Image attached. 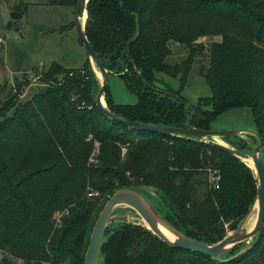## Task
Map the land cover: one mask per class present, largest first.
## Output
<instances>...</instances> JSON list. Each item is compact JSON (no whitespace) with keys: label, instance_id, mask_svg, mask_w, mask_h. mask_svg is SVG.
I'll return each instance as SVG.
<instances>
[{"label":"trees","instance_id":"1","mask_svg":"<svg viewBox=\"0 0 264 264\" xmlns=\"http://www.w3.org/2000/svg\"><path fill=\"white\" fill-rule=\"evenodd\" d=\"M76 2L49 0V5ZM86 10L87 40L103 67L137 99L133 105L116 104L107 88L112 114L176 128L185 127L189 115L194 128L210 130L227 111L247 108L264 156V0H88ZM207 38L219 39L211 43L202 73L211 96L188 112L152 89L186 101L180 92L198 54L194 48ZM170 43L188 52L184 61L165 62ZM62 68L51 64L39 78L44 89L25 104L16 106L19 85L0 104V248L27 264H83L99 213L123 188H155L159 213L201 243L217 244L236 228L255 198L251 169L209 146L108 119L94 103L99 83L89 60L79 69ZM60 72L64 79L53 85ZM156 74L178 78L179 89L160 87ZM228 144L240 151L246 146ZM96 145V162L89 164ZM121 147L127 149L123 159ZM206 167L219 171L218 189L208 186ZM88 186L100 196L87 201ZM64 210L55 228L53 215ZM110 233L101 249L103 264H264V223L248 252L222 263L171 248L142 224L110 226L105 235ZM236 248L224 260L236 255Z\"/></svg>","mask_w":264,"mask_h":264},{"label":"rangeland","instance_id":"2","mask_svg":"<svg viewBox=\"0 0 264 264\" xmlns=\"http://www.w3.org/2000/svg\"><path fill=\"white\" fill-rule=\"evenodd\" d=\"M73 10L74 7L71 9L66 6H51L49 0H0V41L3 44V50L0 53V104L15 94L17 85L22 89L17 95L16 106L25 104L35 94L40 93L44 86L39 78L49 70L53 63L71 70L82 68L87 62V54L77 38L73 23ZM12 12L22 15V19L12 21L10 19ZM64 27L71 28L62 30ZM218 40V38L199 40L194 48L198 54L193 57L187 84L180 92V96L189 105H196L199 100L211 96L209 88L202 78V73L208 67L209 47L213 41ZM169 47L171 54L165 59L168 65L178 64L187 58L188 52L181 45L170 43ZM90 66L96 80L100 83V75L92 64ZM64 77L65 73L62 72L55 75L56 83L52 82L53 85L61 83ZM156 78L157 84L162 88L167 86L174 91L179 89L178 78H171L163 74H156ZM109 81L108 92L114 103L127 105L136 103V96L126 88L119 77L110 74ZM210 128L212 131L255 129L252 116L247 108L227 111L217 117L210 124ZM219 141L226 144L233 142L238 147L246 145L243 147V151L249 150L254 144L246 136H243V139L220 138ZM199 189L201 191L203 187ZM91 190L92 188L88 186L86 194ZM86 194L85 197L88 201L89 198ZM116 211L128 213L131 223H142L136 213L128 208L121 207ZM61 212L67 213L66 210ZM251 223L253 224V219ZM117 226L118 224L114 223L111 228ZM246 245L247 243H243L236 250L239 251ZM1 249L8 251V248Z\"/></svg>","mask_w":264,"mask_h":264},{"label":"water","instance_id":"3","mask_svg":"<svg viewBox=\"0 0 264 264\" xmlns=\"http://www.w3.org/2000/svg\"><path fill=\"white\" fill-rule=\"evenodd\" d=\"M88 0H77L75 5V27L78 41L83 46L89 63L101 77L99 88L94 95V103L98 109L110 120L125 127L155 133L166 137H175L194 141L211 148L223 151L245 164L251 169L256 179L255 198L251 208L246 215L239 221L236 228L229 232L221 241L214 245H207L187 237L175 227H173L157 210L156 202L160 201L159 192L151 187L123 188L113 193L103 209L99 213L93 226L88 246L84 255L83 264H103L101 249L108 241L111 233L105 235L106 230L116 224H129L130 216L128 213L116 210L124 207L132 210L141 220V224L154 236L167 246L174 249L187 250L209 257L214 262L222 263L232 261L248 252L259 238L260 230L264 223V156L262 153L263 142L255 130L234 129L229 131H212L194 128L191 124V117L188 115L185 127L176 128L162 125L143 124L126 120L112 114L105 103V92L109 87V72L103 67L98 55L85 35V23L87 18ZM12 21L22 19V15L16 12L10 14ZM153 92L168 97L175 103L184 107L188 112L191 111L190 105L174 94L152 89ZM243 136L253 138V145L247 151H240L230 144L219 141L220 138H239ZM218 139V140H215ZM251 162L252 167L247 163ZM253 218L251 227H247L250 218ZM162 230L170 235L168 238ZM247 245L239 250L236 255L224 260L239 245Z\"/></svg>","mask_w":264,"mask_h":264},{"label":"built area","instance_id":"4","mask_svg":"<svg viewBox=\"0 0 264 264\" xmlns=\"http://www.w3.org/2000/svg\"><path fill=\"white\" fill-rule=\"evenodd\" d=\"M127 149L126 147H121V158H124L126 155ZM98 153V147L96 145V149H94L92 155L89 158V164H93L96 162V155ZM206 171V181L210 188L218 189L219 188V182H220V175L219 171L212 169L210 167H206L204 169ZM87 198L93 199L99 197V193L97 191L91 190L88 191L86 194ZM66 213L64 212H56L53 215V223L54 227H59L61 224L62 218L65 216ZM27 264L23 259L15 257L10 252L1 249L0 248V264ZM41 264H47V263H41Z\"/></svg>","mask_w":264,"mask_h":264},{"label":"bare ground","instance_id":"5","mask_svg":"<svg viewBox=\"0 0 264 264\" xmlns=\"http://www.w3.org/2000/svg\"><path fill=\"white\" fill-rule=\"evenodd\" d=\"M95 71H96V69H95ZM96 72H97V71H96ZM215 140H218V139H215ZM247 164H248L250 167H252L251 162H248ZM252 219H253V218L251 217L250 220L248 221V224H247V227H248V228H249V227L251 226V224H252V223H251V220H252ZM162 232L165 233L163 230H162ZM165 235H166L168 238H170V235H168L167 233H165Z\"/></svg>","mask_w":264,"mask_h":264},{"label":"flooded vegetation","instance_id":"6","mask_svg":"<svg viewBox=\"0 0 264 264\" xmlns=\"http://www.w3.org/2000/svg\"><path fill=\"white\" fill-rule=\"evenodd\" d=\"M71 9H72V7H71ZM73 16H74V21H73V23H74V26H75V7H74V10H73ZM71 25V24H70ZM71 28V27H70ZM73 28V27H72ZM75 29H76V27H75Z\"/></svg>","mask_w":264,"mask_h":264},{"label":"crops","instance_id":"7","mask_svg":"<svg viewBox=\"0 0 264 264\" xmlns=\"http://www.w3.org/2000/svg\"><path fill=\"white\" fill-rule=\"evenodd\" d=\"M120 104V103H119ZM124 105H127V104H124Z\"/></svg>","mask_w":264,"mask_h":264}]
</instances>
